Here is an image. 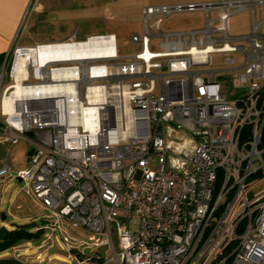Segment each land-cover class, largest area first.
<instances>
[{"label":"built area","instance_id":"2783aa9c","mask_svg":"<svg viewBox=\"0 0 264 264\" xmlns=\"http://www.w3.org/2000/svg\"><path fill=\"white\" fill-rule=\"evenodd\" d=\"M254 3L264 0L145 5L127 54L111 32L10 50L0 180L12 172L11 146L31 144L20 181L103 249L86 253L63 235L77 264H264V187L254 191L264 183V20L254 21ZM247 7L250 33L230 35L227 19ZM199 10L203 27H160ZM75 45L90 56L52 55ZM214 53L242 61L224 55L225 68H204ZM219 71L242 98H229Z\"/></svg>","mask_w":264,"mask_h":264},{"label":"rangeland","instance_id":"374dc122","mask_svg":"<svg viewBox=\"0 0 264 264\" xmlns=\"http://www.w3.org/2000/svg\"><path fill=\"white\" fill-rule=\"evenodd\" d=\"M68 2L67 14L70 19H75L69 23L68 35L77 32L76 38L83 39L87 34L95 33H114L117 37L120 52L127 54L131 52V46L128 45L132 34L142 33L141 9L145 5L155 4H175V3H204L215 0H66ZM214 11L211 17L214 18ZM264 20V5L254 7V21L256 23ZM204 26V11L188 13H172L166 17L160 27L164 31H174L183 29H192ZM227 29L230 35H247L251 31V13L250 8H243L234 12L227 19ZM260 32L264 33V23ZM66 36L58 39H63ZM235 56L239 63L242 56L239 53L234 54H212V61L204 68L222 69L225 68L223 56ZM216 80L220 82L227 91L230 99L242 98L245 90L235 86L234 80L224 72H217ZM32 145L25 140H20L11 146L7 155L8 163L11 167V175L0 180V226H6L8 229L13 227L11 223L25 224L37 222V227L41 226V221L45 220L50 226H47L40 239L22 242L37 250H44L47 246L46 254H52L53 261L57 264H77L73 259L69 249L74 245L65 243L62 236L66 235L73 241H80V246L85 248L86 253L94 251L103 252L102 248L90 247L89 236L91 232L80 226H73L65 219L54 216L47 208L43 207L28 189L25 181H19L17 172L28 167V153ZM5 156V147L0 145V159ZM156 161L153 162L155 167ZM256 177H253V181ZM263 184L256 185L254 191H259ZM5 214V219L1 215ZM58 224L59 230L52 225ZM36 227V228H37ZM32 228L31 230H36ZM21 244V243H20ZM19 245V244H18ZM75 247H77L75 245ZM35 250L32 249L31 252Z\"/></svg>","mask_w":264,"mask_h":264},{"label":"crops","instance_id":"0c3cea01","mask_svg":"<svg viewBox=\"0 0 264 264\" xmlns=\"http://www.w3.org/2000/svg\"><path fill=\"white\" fill-rule=\"evenodd\" d=\"M68 5L66 0H0V68L16 44L33 45L70 36L69 23L75 19L69 18ZM256 5L264 3H254L253 11ZM32 249L35 251L31 252ZM37 249L38 246L21 243L2 250L0 264H57L51 253H45L48 246L44 250Z\"/></svg>","mask_w":264,"mask_h":264},{"label":"trees","instance_id":"16d2710c","mask_svg":"<svg viewBox=\"0 0 264 264\" xmlns=\"http://www.w3.org/2000/svg\"><path fill=\"white\" fill-rule=\"evenodd\" d=\"M262 146H264V140L262 141ZM31 229L32 228L23 229L15 227L10 229L8 237L5 240L0 241V251L16 246L24 241L40 239L43 232L42 228L37 230ZM230 247H233V243Z\"/></svg>","mask_w":264,"mask_h":264},{"label":"bare ground","instance_id":"6f19581e","mask_svg":"<svg viewBox=\"0 0 264 264\" xmlns=\"http://www.w3.org/2000/svg\"><path fill=\"white\" fill-rule=\"evenodd\" d=\"M69 48V49H68ZM83 51V53L85 52V45H82L81 48H78L77 45L73 46H67L66 48L63 49H57V50H53V54L54 56H61V55H65V54H69L72 55V57L74 58H88L90 55H80V53ZM49 52H51V50H46L44 52V54H49ZM88 52H92L90 50H88ZM78 54V56H76Z\"/></svg>","mask_w":264,"mask_h":264},{"label":"water","instance_id":"95a60500","mask_svg":"<svg viewBox=\"0 0 264 264\" xmlns=\"http://www.w3.org/2000/svg\"><path fill=\"white\" fill-rule=\"evenodd\" d=\"M18 180L20 181L19 178H18ZM5 217H6L5 214L1 215V219L2 220H4ZM46 223H47V221H45V220L41 221V225H44ZM10 225L12 227H15V228L29 229V228H36L38 224H37V222L33 221V222H30V223H25V224L11 223ZM9 231L10 230L6 226H4V225L0 226V241H3V240H5L8 237Z\"/></svg>","mask_w":264,"mask_h":264}]
</instances>
